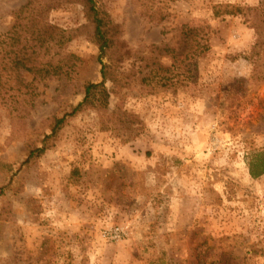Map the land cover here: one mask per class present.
<instances>
[{
	"label": "rangeland",
	"instance_id": "1",
	"mask_svg": "<svg viewBox=\"0 0 264 264\" xmlns=\"http://www.w3.org/2000/svg\"><path fill=\"white\" fill-rule=\"evenodd\" d=\"M29 1L0 0L3 33ZM40 1L71 58L35 83L23 117L0 108V264H264V175L250 173L264 155V63L245 19L222 14L264 19V0H95L129 56L107 110L56 134L102 65L82 0ZM119 110L139 118L136 134L111 122ZM115 227L122 239H106Z\"/></svg>",
	"mask_w": 264,
	"mask_h": 264
},
{
	"label": "trees",
	"instance_id": "2",
	"mask_svg": "<svg viewBox=\"0 0 264 264\" xmlns=\"http://www.w3.org/2000/svg\"><path fill=\"white\" fill-rule=\"evenodd\" d=\"M85 18L91 28V38L99 48L101 60L102 82L90 83L85 87L84 100L64 118L56 120L52 128L53 134L65 124L68 117H74L90 109L97 112L107 110L110 103L108 83L116 81L117 72L129 56L124 51L117 26L107 14L99 10L95 0H82ZM49 4L40 0H30L18 12L13 13L14 22L7 32L0 30V108L7 111L11 119L23 117L38 94L35 83L50 78L56 74L60 65L67 57L63 51L70 42L66 31L54 27L48 20ZM220 13H217L219 16ZM229 16H241L255 31L256 40L250 58L255 67L264 63V19L258 14V9L227 7L222 13ZM159 50V47H155ZM107 59V63L103 62ZM26 75L32 77L28 82ZM28 101V102H27ZM115 121L116 128L129 134L137 133L139 118L131 113L119 110L110 117ZM46 148L35 149L29 154L28 161L35 156H41ZM250 173L253 178L264 175V155L252 159Z\"/></svg>",
	"mask_w": 264,
	"mask_h": 264
},
{
	"label": "built area",
	"instance_id": "3",
	"mask_svg": "<svg viewBox=\"0 0 264 264\" xmlns=\"http://www.w3.org/2000/svg\"><path fill=\"white\" fill-rule=\"evenodd\" d=\"M104 237L110 241H117L122 239L123 231L119 227L107 229L104 231Z\"/></svg>",
	"mask_w": 264,
	"mask_h": 264
}]
</instances>
